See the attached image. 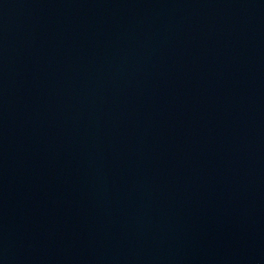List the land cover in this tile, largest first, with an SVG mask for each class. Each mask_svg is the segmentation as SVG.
<instances>
[{"label":"water","instance_id":"95a60500","mask_svg":"<svg viewBox=\"0 0 264 264\" xmlns=\"http://www.w3.org/2000/svg\"><path fill=\"white\" fill-rule=\"evenodd\" d=\"M0 264H264V0H0Z\"/></svg>","mask_w":264,"mask_h":264}]
</instances>
